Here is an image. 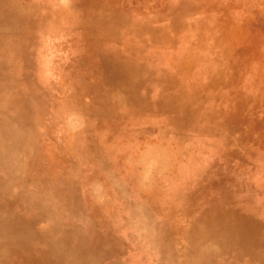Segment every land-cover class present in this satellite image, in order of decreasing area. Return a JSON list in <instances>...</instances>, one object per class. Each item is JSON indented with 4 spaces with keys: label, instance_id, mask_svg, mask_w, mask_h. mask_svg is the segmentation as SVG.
Instances as JSON below:
<instances>
[{
    "label": "rangeland",
    "instance_id": "rangeland-1",
    "mask_svg": "<svg viewBox=\"0 0 264 264\" xmlns=\"http://www.w3.org/2000/svg\"><path fill=\"white\" fill-rule=\"evenodd\" d=\"M0 32V184L54 220L0 218V264H203L226 217L264 264V0H0Z\"/></svg>",
    "mask_w": 264,
    "mask_h": 264
},
{
    "label": "bare ground",
    "instance_id": "bare-ground-1",
    "mask_svg": "<svg viewBox=\"0 0 264 264\" xmlns=\"http://www.w3.org/2000/svg\"><path fill=\"white\" fill-rule=\"evenodd\" d=\"M96 2V1H95ZM18 3V2H17ZM83 5V4H82ZM91 5V4H90ZM96 5H97V2H96ZM32 6V5H31ZM78 6V5H77ZM85 6V5H84ZM68 7V6H67ZM82 8V7H81ZM96 10V9H95ZM87 11V10H86ZM91 11V10H90ZM93 11V10H92ZM91 11V12H92ZM94 12H97V11H94ZM100 14V13H99ZM96 18V17H95ZM82 19H85V18H82ZM89 21L87 24H86V29H89L90 32H94L95 35L97 34H103L106 36V34L109 32L108 29H106L105 25H103L102 23H100V21H92V20H87ZM105 24V23H104ZM107 24V23H106ZM109 25V24H108ZM83 30H84V27L82 26ZM119 28V27H118ZM87 32V31H85ZM0 35H1V32H0ZM118 35V34H117ZM115 36V35H114ZM5 37V36H4ZM16 49V48H14ZM13 49V46H10L8 44L5 45L2 43V46L0 47V50H4V52L6 53V55H10L12 56V53L14 51ZM27 63V62H26ZM29 63V62H28ZM28 68H31L30 66ZM25 69V68H24ZM3 70L6 71V68L2 66V62L0 61V78H1V74H5L3 73ZM135 71V70H134ZM136 72V71H135ZM24 74V73H23ZM6 80V82L8 81V78L5 77L4 78V81ZM1 83V82H0ZM6 85V84H5ZM123 85V84H121ZM7 86V85H6ZM124 87V86H123ZM120 88V87H119ZM117 89L115 90L113 93H112V97L113 99L115 100V98H118L117 95H119V91L120 89ZM90 88L87 86L86 87V92L87 90H89ZM121 92V91H120ZM105 93V92H104ZM0 94H4L3 92H0ZM84 94V93H83ZM126 94V93H125ZM79 95V94H78ZM88 95V94H87ZM2 96V95H1ZM120 96V95H119ZM22 96H20L21 98ZM26 97V96H25ZM79 97V96H78ZM83 96H81L82 98ZM3 98V96H2ZM80 98V99H81ZM23 99V97H22ZM117 101L119 99H116ZM132 100V99H131ZM80 101V100H79ZM133 101V100H132ZM81 104V103H80ZM117 106V105H116ZM84 108V107H82ZM81 110H84V109H81ZM132 111V110H131ZM6 110L4 111H0V130L4 132V130L8 129L9 125L7 124L6 122ZM11 111H9L10 113ZM16 119V118H15ZM20 125V124H18ZM13 126V125H12ZM10 126V127H12ZM55 127V126H54ZM59 129V128H58ZM19 130H20V127H19ZM17 131V130H16ZM102 131V130H101ZM18 132V131H17ZM94 134V133H93ZM22 135V134H21ZM60 135V134H59ZM3 136V135H2ZM5 138V137H4ZM28 140V139H27ZM36 150V149H35ZM107 152V151H106ZM7 156V148L5 149L4 147L0 148V161ZM10 175H12L11 171L9 170L8 166H2L0 165V180H4V179H7ZM15 175V174H14ZM2 177H4V179H2ZM16 175L13 176V179H15ZM15 186H14V183L13 182H8L5 183V182H1L0 184V198L2 199H7L8 200V205L7 207L5 208H0V218H7V215L8 213L9 214H19V215H26L28 213H30V216L29 217H32V221H29V223H37L39 222L40 220L38 218H41V220L45 219V218H50L52 221L53 220V217L51 215V213L47 210H43V209H40V208H28V205H27V201H29V195L28 193L25 194V196L23 197L21 195L20 198H15V196L12 194L15 190ZM142 194V193H141ZM10 198H13L12 200ZM236 211V210H235ZM45 212H48L49 214L45 213ZM232 215V214H231ZM235 216V215H234ZM27 217V218H29ZM217 218V216H216ZM219 218V217H218ZM230 218V217H229ZM228 217H226L224 219V221H222V225L220 227H217L218 229V233H220L221 235H223V237L225 236L228 240V242L230 243L226 249L225 247H223L221 250L218 249L217 247H215V244L217 243H214V240H212L211 238V243L209 244L210 248H213L212 251H214V253L217 255L216 257L212 256V255H207V256H203L204 254H201L202 257L204 258V261H203V264H231V253L234 252V256L241 260L243 258H245L247 255L250 254V260H253V255L250 253L251 252V248L250 246H246V244H244L243 242V238H242V233H236V237L233 238L232 242H231V227H230V223L232 222H229L228 221ZM241 221V220H239ZM238 221V222H239ZM236 222V223H238ZM14 225H13V224ZM199 223V222H198ZM197 223V224H198ZM235 223V222H234ZM235 223V224H236ZM241 223V222H240ZM38 225V224H37ZM39 225H41V223H39ZM243 225V224H242ZM202 223L200 222L199 225H198V228L200 229L201 228ZM55 226L52 225V229H54ZM204 227V226H203ZM202 227V228H203ZM207 228V227H206ZM19 229H22V223L21 222H11L10 224V227H9V230L8 232L6 231V234H12V235H15V236H19L20 235V230ZM208 229V228H207ZM206 229V230H207ZM196 231V230H195ZM198 231V230H197ZM208 231V230H207ZM53 231H51L52 233ZM199 232V231H198ZM251 232V231H250ZM40 233V232H39ZM197 234V233H196ZM211 234V233H210ZM95 236V235H94ZM78 237V236H77ZM222 237V236H221ZM254 237V236H253ZM94 238V237H93ZM197 238V237H196ZM42 238H39V240L42 242L43 240H41ZM199 240V237L197 238ZM202 239V238H201ZM246 240V239H245ZM196 241V240H195ZM203 241V240H202ZM218 241V240H217ZM249 241V240H248ZM254 241V240H253ZM84 242V241H83ZM200 242V240H199ZM250 242V241H249ZM202 243V242H200ZM236 243L238 248L236 249L233 244ZM248 243V242H246ZM97 244V243H95ZM105 244V243H104ZM204 245V244H203ZM207 245V244H206ZM54 246V245H53ZM64 246V245H63ZM208 246V245H207ZM59 247V246H58ZM65 247V246H64ZM196 247V246H195ZM96 248V247H95ZM101 248V247H100ZM67 249V247H66ZM72 249V248H71ZM104 249V248H103ZM231 249V250H229ZM55 250V249H54ZM74 250V249H73ZM78 250V247L76 249V251ZM106 250V249H105ZM105 250H102L103 252ZM226 250V251H224ZM202 251V250H201ZM73 252V251H72ZM204 252V251H203ZM37 255L35 256H42V253L41 251L39 250V248L37 249L36 251ZM75 253V252H74ZM202 253V252H201ZM91 254V252H90ZM76 255V253H75ZM110 255V254H109ZM108 257V256H107ZM90 259V258H89ZM30 260V259H29ZM80 260V259H79ZM95 260V259H94ZM160 260H162L160 258ZM63 263V262H62ZM102 264H106V260L104 259V262Z\"/></svg>",
    "mask_w": 264,
    "mask_h": 264
}]
</instances>
